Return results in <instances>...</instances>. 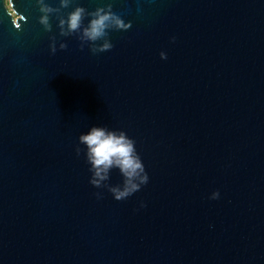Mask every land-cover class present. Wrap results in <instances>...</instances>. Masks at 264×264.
<instances>
[{
  "label": "water",
  "instance_id": "water-1",
  "mask_svg": "<svg viewBox=\"0 0 264 264\" xmlns=\"http://www.w3.org/2000/svg\"><path fill=\"white\" fill-rule=\"evenodd\" d=\"M109 2L131 28L93 54L35 0H0V264H264V0L62 14ZM91 126L135 141L149 180L127 199L89 183Z\"/></svg>",
  "mask_w": 264,
  "mask_h": 264
},
{
  "label": "clouds",
  "instance_id": "clouds-1",
  "mask_svg": "<svg viewBox=\"0 0 264 264\" xmlns=\"http://www.w3.org/2000/svg\"><path fill=\"white\" fill-rule=\"evenodd\" d=\"M40 15L38 23L42 25L45 32L52 31L50 16L55 14L59 35L68 37L75 35L80 41L81 50L87 45L93 54L109 51L113 44L109 39L111 30H128L131 21H125L112 11V4L106 3L94 10H87L82 6L75 5L66 16L62 9H67L73 4V0H59V6L53 7L45 0H35ZM85 18L87 23L85 24ZM175 40V37H171ZM49 52L55 54L57 47L64 50L68 45L61 40L57 45L55 35L49 37ZM99 42V43H98ZM161 59H166L165 52L159 53ZM84 145V156L89 164V183L96 188H107L117 201L127 199L138 192L143 185L148 183L149 177L144 164L136 150L134 139L130 138L123 130L108 129L104 126H91L86 132L80 133L75 153L80 155ZM118 169L122 176V183L117 185L108 184L110 171ZM97 199L102 198L100 192L94 193ZM219 191L211 192L209 199H218ZM141 207L144 203L141 201Z\"/></svg>",
  "mask_w": 264,
  "mask_h": 264
},
{
  "label": "rangeland",
  "instance_id": "rangeland-1",
  "mask_svg": "<svg viewBox=\"0 0 264 264\" xmlns=\"http://www.w3.org/2000/svg\"><path fill=\"white\" fill-rule=\"evenodd\" d=\"M6 2H7V0H6Z\"/></svg>",
  "mask_w": 264,
  "mask_h": 264
}]
</instances>
